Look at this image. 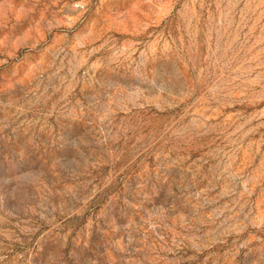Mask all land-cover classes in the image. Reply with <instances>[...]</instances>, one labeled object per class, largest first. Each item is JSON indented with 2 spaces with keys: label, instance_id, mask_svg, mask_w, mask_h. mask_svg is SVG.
Wrapping results in <instances>:
<instances>
[{
  "label": "rangeland",
  "instance_id": "rangeland-1",
  "mask_svg": "<svg viewBox=\"0 0 264 264\" xmlns=\"http://www.w3.org/2000/svg\"><path fill=\"white\" fill-rule=\"evenodd\" d=\"M0 264H264V0H0Z\"/></svg>",
  "mask_w": 264,
  "mask_h": 264
}]
</instances>
